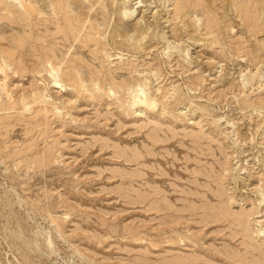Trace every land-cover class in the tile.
Masks as SVG:
<instances>
[{
    "label": "rangeland",
    "instance_id": "rangeland-1",
    "mask_svg": "<svg viewBox=\"0 0 264 264\" xmlns=\"http://www.w3.org/2000/svg\"><path fill=\"white\" fill-rule=\"evenodd\" d=\"M3 2L0 264H264V0Z\"/></svg>",
    "mask_w": 264,
    "mask_h": 264
},
{
    "label": "bare ground",
    "instance_id": "bare-ground-1",
    "mask_svg": "<svg viewBox=\"0 0 264 264\" xmlns=\"http://www.w3.org/2000/svg\"><path fill=\"white\" fill-rule=\"evenodd\" d=\"M3 1H4V0H2L1 2H3ZM6 1L8 2V0H6ZM1 2H0V3H1ZM3 3H4V2H3ZM55 5H56V4H55ZM59 5H61V3H59ZM59 5H58V6H59ZM23 6H24V5H23ZM29 7H31V6H29ZM61 7H63V6L61 5ZM21 8H22V7H21ZM26 9H28V8H26ZM26 9H24V10H26ZM62 9H63V8H62ZM65 9H66V8H65ZM22 10H23V9H22ZM24 10H23V11H24ZM28 10H29V9H28ZM28 10H26V11H28ZM33 10L36 11L35 8H33ZM34 11H33V12H34ZM29 12H31V10H30ZM24 13H25V12H24ZM26 13H27V12H26ZM28 14H30V13H28ZM28 14H27V15H28ZM32 14H34V13H32ZM32 14H31V15H32ZM65 14H66V13H65ZM19 15H20V14H19ZM21 16H22V15H21ZM26 17H27V16H26ZM23 18H25V16H24ZM23 18H22V19H23ZM22 19H21V20H22ZM29 19H30V18H29ZM23 22H24V19H23ZM69 25H71V24H69ZM69 27H71V26H69ZM60 29H61V28H60ZM75 29H76V28H75ZM96 30H97V29H96ZM57 31H59V30H57ZM57 31H55V32L57 33ZM63 31H64V30H63ZM70 31H72V30H70ZM61 32H62V31H61ZM53 33H54V32H53ZM73 33H75V32L73 31ZM51 34H52V33H51ZM59 34H61V33H59ZM49 35H50V34H49ZM56 35H57V34H56ZM72 35H73V34H72ZM53 36H55V34H53ZM83 39H84V38H83ZM75 40H76V38H75ZM85 45H86V43H85ZM14 46H15V44H14ZM23 47H24V46H23ZM23 47H22V48H23ZM17 48H18V47H17ZM51 52H52V51H51ZM55 54H56V53H55ZM6 55H7V54H6ZM60 55H61V54H60ZM53 56H54V55H53ZM55 57L57 58V56H55ZM48 60H50V59H48ZM45 61H46V60H45ZM10 62H11V61H10ZM78 70H80V69H78ZM65 73H66V72H65ZM13 74H14V73H13ZM76 74H77V72H76ZM78 74H79V73H78ZM64 75H65V74H64ZM79 75H80V74H79ZM81 75H82V73H81ZM77 77H78V75H77ZM56 78H57V77H56ZM79 78H80V77H79ZM69 79H70V77H69ZM74 80H75V79L73 78V81H74ZM87 80H88V79H87ZM57 81L60 82L61 80H60V81L57 80ZM75 81H76V80H75ZM79 81H80V80H79ZM71 82H72V81H71ZM80 83L82 84V81H80ZM80 83H79V84H80ZM97 83H98V82H97ZM75 84H76V83H75ZM85 84H86V83H85ZM76 85H78V84H76ZM97 85H98V84H97ZM71 86H72V85H71ZM83 86H84V85H82V87H83ZM2 87H3V86H2ZM61 87H63V85H62ZM75 87H76V86H75ZM80 87H81V86H80ZM82 87H81V88H82ZM98 87H99V86H98ZM72 88H74V87H72ZM77 88H78V87H77ZM77 88H76V89H77ZM81 88H79V89H81ZM83 88H84V87H83ZM83 88H82V90H83ZM96 88H97V87H96ZM99 89H100V88H99ZM98 91H99V90H98ZM81 93H82V91H81ZM33 96H34V95H33ZM32 98H33V97H32ZM46 99H47V98H46ZM137 99H138V98H137ZM139 99H140V98H139ZM139 99H138V100H139ZM11 101H13V100L11 99ZM25 101H26V100H25ZM40 101H43V99L40 100ZM140 102H143V101L140 100ZM140 102H139L138 104H143V103H140ZM135 103H137L136 100H135ZM135 103H134V104H135ZM148 104H151V103H148ZM144 105H147V104L145 103ZM148 107L150 108V106H148ZM153 107H154V103H153ZM153 107H152V108H153ZM152 108H151V109H152ZM27 109H28V108H27ZM47 112H48V111H47ZM212 175H213V174H212ZM212 180H213V179H212ZM214 180H215V178H214ZM159 203H160V202H159ZM192 213H193V212H192ZM194 213H195V212H194ZM194 213H193V214H194ZM175 214H176V213H175ZM179 214H180V213H179ZM180 215H181V214H180ZM191 216H192V215H191ZM196 216H197V214H196ZM239 217H240V216H239ZM242 217H243V216H242ZM191 219H192V218H191ZM229 219H230V218H229ZM231 221H232V220H231ZM239 229H240V228H239ZM241 229H242V228H241ZM241 229H240V230H241ZM246 231H247V230H246ZM259 232H260V231H259ZM260 235H261V234H260ZM261 237H262V236H261ZM243 238H245V237H243ZM249 243H250V242H249ZM254 254H255V253H254ZM256 254H257V253H256ZM248 257H249V256H248ZM254 260H255V259H254Z\"/></svg>",
    "mask_w": 264,
    "mask_h": 264
}]
</instances>
